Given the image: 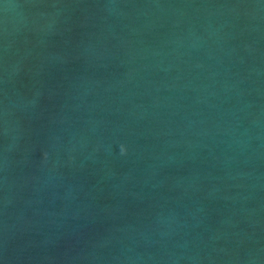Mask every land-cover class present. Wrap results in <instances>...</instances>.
Masks as SVG:
<instances>
[{"label": "water", "instance_id": "1", "mask_svg": "<svg viewBox=\"0 0 264 264\" xmlns=\"http://www.w3.org/2000/svg\"><path fill=\"white\" fill-rule=\"evenodd\" d=\"M0 264H264V0H0Z\"/></svg>", "mask_w": 264, "mask_h": 264}, {"label": "clouds", "instance_id": "2", "mask_svg": "<svg viewBox=\"0 0 264 264\" xmlns=\"http://www.w3.org/2000/svg\"><path fill=\"white\" fill-rule=\"evenodd\" d=\"M122 151H123V149H122Z\"/></svg>", "mask_w": 264, "mask_h": 264}]
</instances>
